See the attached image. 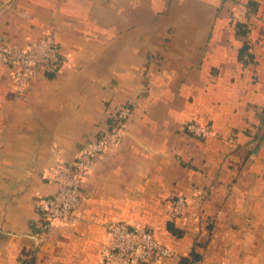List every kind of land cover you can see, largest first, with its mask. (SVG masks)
<instances>
[{
    "label": "crops",
    "instance_id": "obj_1",
    "mask_svg": "<svg viewBox=\"0 0 264 264\" xmlns=\"http://www.w3.org/2000/svg\"><path fill=\"white\" fill-rule=\"evenodd\" d=\"M0 35L17 49L52 35L64 57L22 100L0 62V264H102L112 221L148 229L167 264H264V0H0ZM121 107L124 135L81 184L77 221L47 224L51 165ZM198 192V210L169 219L171 198Z\"/></svg>",
    "mask_w": 264,
    "mask_h": 264
},
{
    "label": "built area",
    "instance_id": "obj_2",
    "mask_svg": "<svg viewBox=\"0 0 264 264\" xmlns=\"http://www.w3.org/2000/svg\"><path fill=\"white\" fill-rule=\"evenodd\" d=\"M0 62L11 70L12 89L16 98L22 100L32 75L36 71L50 75L58 73L64 57L52 35L30 41L23 49L10 46L0 35ZM128 113L126 107H121L108 131L74 154L70 162L60 159L53 162L47 176L56 184L55 191L37 205L38 213L47 224L71 226L77 221L79 188L93 164L119 144L125 132ZM185 129L189 135L199 139L212 135L207 126L197 122L187 123ZM204 198L205 192H198L190 199L183 196L170 199L167 209L169 219L179 220L184 209L190 205L198 210ZM103 236L100 253L102 264H167L175 257L170 248L143 227H129L125 223L112 221L104 226Z\"/></svg>",
    "mask_w": 264,
    "mask_h": 264
},
{
    "label": "trees",
    "instance_id": "obj_3",
    "mask_svg": "<svg viewBox=\"0 0 264 264\" xmlns=\"http://www.w3.org/2000/svg\"><path fill=\"white\" fill-rule=\"evenodd\" d=\"M113 121H114V119H113ZM126 123V122H125ZM112 124H113V122H112ZM185 131H186V129H185ZM187 132V131H186ZM172 199V198H171ZM24 262H26V261H24ZM183 264H189V261H187V260H185V261H183Z\"/></svg>",
    "mask_w": 264,
    "mask_h": 264
}]
</instances>
